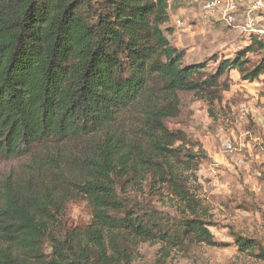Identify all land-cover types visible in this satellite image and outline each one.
<instances>
[{
	"label": "trees",
	"instance_id": "trees-1",
	"mask_svg": "<svg viewBox=\"0 0 264 264\" xmlns=\"http://www.w3.org/2000/svg\"><path fill=\"white\" fill-rule=\"evenodd\" d=\"M169 8V0H0V158H31L23 176L0 180V264H137L126 248L109 253L115 230L171 248L222 245L167 162L185 135L166 120L181 114V92L212 102L228 88L227 72L260 79L264 57L248 55H264V37L252 33L210 71L215 57L188 62L168 37ZM141 179L165 183L190 214L166 227L154 206L125 193ZM78 195L92 223L57 228ZM234 237L240 252L264 257L255 239Z\"/></svg>",
	"mask_w": 264,
	"mask_h": 264
},
{
	"label": "rangeland",
	"instance_id": "rangeland-1",
	"mask_svg": "<svg viewBox=\"0 0 264 264\" xmlns=\"http://www.w3.org/2000/svg\"><path fill=\"white\" fill-rule=\"evenodd\" d=\"M209 1L170 0L169 4L175 8L178 3L180 10H173V17L164 28H172L174 33L167 35L174 45L185 50L188 62L215 57L207 66L212 71L217 69L219 60L235 57L251 37L249 29L240 28L247 15L264 27V7L255 9L254 0H236L239 2L236 19L229 23L223 9L213 14L206 11ZM240 8H245V13L241 14ZM178 20L184 24L179 25ZM262 57V54L248 55L252 63ZM221 80H225L228 88L222 86L220 97L212 102L191 92L179 93L181 114L166 123L171 131L179 130L185 135L172 145L179 148V156L168 157L167 162L200 202L214 240L222 245L195 246V250L171 248L164 242L131 240L125 230H115L106 234L110 254L126 248L137 264H264L260 249L253 254L240 252L234 237L253 238L264 251V85L243 79L237 70L227 72ZM128 130L130 143L135 138L131 128ZM231 131L234 149L229 152L224 143ZM142 142L146 144L144 139ZM30 163L28 156L0 158V180L11 173L23 176ZM140 184L142 188H138ZM124 191L154 206L165 218L166 227L169 222L190 214L172 188L163 182L152 188L147 179H141L138 185L127 186ZM92 218L88 199L78 195L68 204L56 227L84 229Z\"/></svg>",
	"mask_w": 264,
	"mask_h": 264
},
{
	"label": "built area",
	"instance_id": "built-area-1",
	"mask_svg": "<svg viewBox=\"0 0 264 264\" xmlns=\"http://www.w3.org/2000/svg\"><path fill=\"white\" fill-rule=\"evenodd\" d=\"M253 7L255 9H260L264 7V0H254L252 2ZM223 9V12H225V16L227 17L229 23H233L235 21L234 14L236 13V10L238 9L236 0H210L206 5L205 9L208 13L213 14L218 9ZM179 25H183L184 23L181 20L177 21ZM243 28L245 30H250L249 32L259 35L260 37H264V27L259 26L256 21L247 15V20L240 26V28ZM233 132L231 131L228 135V139L224 143V147L226 151L231 152L234 149L233 146Z\"/></svg>",
	"mask_w": 264,
	"mask_h": 264
},
{
	"label": "crops",
	"instance_id": "crops-1",
	"mask_svg": "<svg viewBox=\"0 0 264 264\" xmlns=\"http://www.w3.org/2000/svg\"><path fill=\"white\" fill-rule=\"evenodd\" d=\"M249 1H251V0H249ZM237 2H238V1H237ZM169 3H170V0H169ZM248 4H249V3H248ZM238 8H239V2H238ZM243 9H245V8H242V9L240 8V9H239V12H240L241 14L245 13V10H243ZM173 10H180V7H179V4H178V3L175 4V8L172 7V5H170L169 13H170V16H171V17H173V13H174ZM173 33H174V32H173ZM249 43H250V38H249V40H248L247 42L244 43V46L247 45V44H249ZM256 83H259L260 85H264V74L260 76V79L256 80ZM263 125H264V124H263Z\"/></svg>",
	"mask_w": 264,
	"mask_h": 264
}]
</instances>
